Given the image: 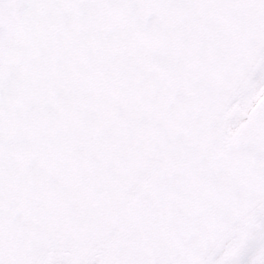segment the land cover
<instances>
[{
  "label": "snow or ice",
  "instance_id": "1",
  "mask_svg": "<svg viewBox=\"0 0 264 264\" xmlns=\"http://www.w3.org/2000/svg\"><path fill=\"white\" fill-rule=\"evenodd\" d=\"M0 264H264V0H0Z\"/></svg>",
  "mask_w": 264,
  "mask_h": 264
}]
</instances>
